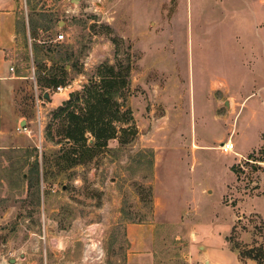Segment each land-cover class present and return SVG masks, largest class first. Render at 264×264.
Returning a JSON list of instances; mask_svg holds the SVG:
<instances>
[{
	"label": "rangeland",
	"instance_id": "374dc122",
	"mask_svg": "<svg viewBox=\"0 0 264 264\" xmlns=\"http://www.w3.org/2000/svg\"><path fill=\"white\" fill-rule=\"evenodd\" d=\"M22 1L52 20L55 64L39 61L35 80L64 67L71 88H0V264H54L67 240L83 263L91 249L116 257L112 223L154 209L198 237L194 252L264 264V0ZM107 66L126 82L106 115L116 137L69 166L75 145L55 113L83 108ZM45 88L52 100L37 106ZM229 139L234 153L220 154Z\"/></svg>",
	"mask_w": 264,
	"mask_h": 264
},
{
	"label": "crops",
	"instance_id": "0c3cea01",
	"mask_svg": "<svg viewBox=\"0 0 264 264\" xmlns=\"http://www.w3.org/2000/svg\"><path fill=\"white\" fill-rule=\"evenodd\" d=\"M28 8L29 1L23 3L22 0H0V88L8 86L18 92L32 81L37 91L36 65L40 61L46 64L47 69L49 67L50 51L47 52L48 42L43 36L48 34L52 20L39 15L43 11L32 15L34 12ZM66 11L64 13H68ZM60 22H63L61 25L64 27L67 26V22L61 20L53 21V24L58 27ZM41 25L48 29H42ZM31 29L34 31L33 37L30 36ZM46 91L48 90L45 88L44 92ZM44 92L41 93L42 96ZM6 93L11 94V99L14 100L12 90ZM153 213L154 217L146 221H114L113 230L121 226L123 248L116 257L107 256L93 264H241L230 250L209 247V244H202L198 248L202 247V250L194 252V242L198 237L193 232H180L182 227L178 224L159 221L158 209H154ZM119 217L120 213H117L116 218ZM72 241L67 240L55 249L58 260L54 264H86L81 259L82 254L72 255ZM112 242L115 243L114 240ZM43 264L51 263L47 257H43Z\"/></svg>",
	"mask_w": 264,
	"mask_h": 264
},
{
	"label": "trees",
	"instance_id": "16d2710c",
	"mask_svg": "<svg viewBox=\"0 0 264 264\" xmlns=\"http://www.w3.org/2000/svg\"><path fill=\"white\" fill-rule=\"evenodd\" d=\"M29 25L32 26V23H29ZM41 27L42 29H48L44 25H41ZM30 36H34L32 29L30 30ZM49 61L52 65L55 64L53 58H50ZM66 76L67 72L64 67H61L57 73L51 74L49 79H38L37 83L42 87L56 88L65 85L64 78ZM124 78L122 74L115 72L112 66L105 67L104 74L100 75L99 85L93 87L89 92L85 107L78 108V112L75 109L67 111L65 107H60L55 113L56 118L61 123V134L75 145L71 152L72 159L69 156L67 157L70 159L69 166L82 163L84 158H86V154L89 156L93 155L92 149L103 147L109 139L116 137V131L106 115L109 113L110 103L116 107L118 106V98L122 96L126 83ZM66 103L70 105V101ZM86 133H90L94 138L93 143L90 145L86 143ZM76 148L80 149V153L77 152Z\"/></svg>",
	"mask_w": 264,
	"mask_h": 264
},
{
	"label": "built area",
	"instance_id": "2783aa9c",
	"mask_svg": "<svg viewBox=\"0 0 264 264\" xmlns=\"http://www.w3.org/2000/svg\"><path fill=\"white\" fill-rule=\"evenodd\" d=\"M64 39V34L63 33H60L58 35H56L55 37V41L56 42H60ZM12 70V69H10ZM70 88L71 86L70 85H64V86H58L55 88L53 94H61V93H64L66 95V92H69L70 91ZM35 102H36V105L39 106V104H43L44 103V100L43 98L41 97V99L38 97V95L35 96ZM218 151L220 154L222 155H229L231 153H234V144L231 142V140H227V141H224L222 143H220L217 147ZM88 249V248H87ZM100 252H98L96 254V256H93V251L92 250H89L87 252L86 250V254H84V260H95V261H98L100 260Z\"/></svg>",
	"mask_w": 264,
	"mask_h": 264
},
{
	"label": "water",
	"instance_id": "95a60500",
	"mask_svg": "<svg viewBox=\"0 0 264 264\" xmlns=\"http://www.w3.org/2000/svg\"><path fill=\"white\" fill-rule=\"evenodd\" d=\"M77 1H78V0H71V3H72V4H75ZM61 24H63V22H60V23L58 24V27H60ZM42 97H43L44 101H46V102H50V100H51V99H50V93H49V91L44 92ZM21 125H24V123H21ZM10 262H13V260H11Z\"/></svg>",
	"mask_w": 264,
	"mask_h": 264
},
{
	"label": "bare ground",
	"instance_id": "6f19581e",
	"mask_svg": "<svg viewBox=\"0 0 264 264\" xmlns=\"http://www.w3.org/2000/svg\"><path fill=\"white\" fill-rule=\"evenodd\" d=\"M193 147H195L194 145H193ZM89 247H91L90 245H89ZM96 247V246H95ZM92 250V249H91ZM99 252V251H98Z\"/></svg>",
	"mask_w": 264,
	"mask_h": 264
}]
</instances>
